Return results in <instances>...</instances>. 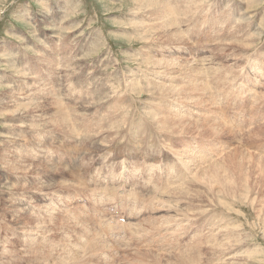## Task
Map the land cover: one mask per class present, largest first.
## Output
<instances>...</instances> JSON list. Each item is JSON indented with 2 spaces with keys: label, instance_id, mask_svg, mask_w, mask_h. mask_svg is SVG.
Instances as JSON below:
<instances>
[{
  "label": "rangeland",
  "instance_id": "obj_1",
  "mask_svg": "<svg viewBox=\"0 0 264 264\" xmlns=\"http://www.w3.org/2000/svg\"><path fill=\"white\" fill-rule=\"evenodd\" d=\"M245 7L0 0V250L64 227L112 246L66 264H264V33L235 25ZM102 159L124 178L94 180Z\"/></svg>",
  "mask_w": 264,
  "mask_h": 264
},
{
  "label": "clouds",
  "instance_id": "obj_2",
  "mask_svg": "<svg viewBox=\"0 0 264 264\" xmlns=\"http://www.w3.org/2000/svg\"><path fill=\"white\" fill-rule=\"evenodd\" d=\"M240 3L246 5L243 11L235 17V25H244L245 30H250L255 26L256 31L264 33V12L259 15L258 20H254L253 17L256 13L253 9L264 8V0H240ZM120 171H115V165H109L106 160H101L100 168L92 173L93 179H100L99 172L107 171L108 178L123 179L124 178V161L119 162ZM87 189V185H80ZM91 191V190H89ZM66 219L61 221L62 225L67 226L71 222L76 220V217L72 215L71 212L65 213ZM39 228V226H38ZM63 233L61 237V243H52L49 237L52 236V232L37 233V238L24 239L18 245L4 244L2 250H0V264H66L63 253L68 252L71 258L75 261L84 260L86 255H94L92 251L85 252L84 248H79L77 245L72 244L73 236L76 233L73 231V236H69L67 232L64 231V227H59L54 229ZM43 235V240H39V236ZM104 233H97L93 241L90 243L99 242L105 248L111 247L106 243H103ZM71 245L74 249L73 252H69L68 246ZM88 245H85L87 248ZM61 255L57 256V252Z\"/></svg>",
  "mask_w": 264,
  "mask_h": 264
},
{
  "label": "bare ground",
  "instance_id": "obj_3",
  "mask_svg": "<svg viewBox=\"0 0 264 264\" xmlns=\"http://www.w3.org/2000/svg\"><path fill=\"white\" fill-rule=\"evenodd\" d=\"M261 73H264V71L263 70H259V72L257 71L256 72V75H258V76H261L262 74ZM264 76V75H263ZM189 83H192V82H189ZM195 85H196V83L195 84H192V85H190L191 87H195ZM204 86V89H206L207 88V84L205 83V85H203ZM188 91H192V88H188ZM205 93V92H204ZM208 98V97H207ZM163 121H168V122H171L172 124H174L173 126H176V125H178V127H180L181 125H183L184 124V118H182V117H180V118H172V119H164ZM201 126H206L207 128H209V129H211V135H206L207 137H212V135L213 134H216V133H218L219 131H221L222 133H223V128L221 129V128H219L218 126H216L212 121L211 122H209L208 121V119H205V121H203V123H202V125ZM165 127H166V125H164V127H163V129H165ZM194 129V128H193ZM259 134V133H258ZM188 161L187 160H184L183 161V163H184V165H185V163H187ZM212 164V163H211ZM183 165V164H182ZM215 167H214V172H212V174L210 173V174H208L209 176H207V177H203V179H204V181H206L208 178H210L212 181L213 180H215L219 175H220V173L218 174V172H217V174L218 175H216V173H215V171H218V170H220L219 169V166L218 165H216V164H213ZM211 166V165H210ZM209 166V167H210ZM189 169H190V167L188 166V165H185V169H184V172H183V179H182V181L180 182V179H179V183H176L177 185H179V186H185L186 187V189H187V191H182V193H184V194H186V195H191V193H192V190L190 191V188H189V184H190V180L189 179H191L192 177L194 178L195 177V179L197 178V176H198V172H195V169L196 168H192V173H190L189 172ZM212 171H213V169H212ZM222 171V170H221ZM213 175V176H212ZM223 176V175H222ZM181 178V177H180ZM192 178V179H193ZM225 179H226V177H225ZM208 181V180H207ZM207 181H206V183H207ZM187 182H189V183H187ZM214 182V181H213ZM216 182V181H215ZM218 182V181H217ZM208 184V183H207ZM177 185H175L174 183H168V184H166L165 185V187L164 188H160L159 186H156V187H154V190L156 191V192H158L161 196H167V194L168 193H171L170 191H173V192H180V187L179 186H177ZM214 185H215V183H214ZM215 187H216V185H215ZM218 188V187H217ZM200 191V190H199ZM197 192V193H195V194H193L192 196H193V199L194 200H196L198 197H199V199H200V194H202V193H200V192ZM218 191V190H217ZM203 192V191H202ZM182 193H180V195H182ZM156 199H159V198H156ZM153 200H155V199H153ZM149 201V200H148ZM147 202V201H146ZM145 202V203H146ZM150 202V201H149ZM148 202V203H149ZM152 202V201H151ZM156 202V201H155ZM154 202V203H155ZM199 202V201H198ZM199 205V204H198ZM198 205H197V207H198ZM154 206V205H153ZM199 206H201V205H199ZM194 208H195V204H194V206H193ZM157 208H158V206H157ZM161 208V207H160ZM159 209V208H158ZM154 210H155V208H154ZM161 213L162 212H165L164 210H163V208H161ZM158 213V212H157ZM192 213V215H191V217L192 216H194V213L193 212H191ZM190 213V214H191ZM159 214V213H158ZM179 214V213H178ZM177 215V214H176ZM181 215V214H180ZM156 216V218L158 217V215H155ZM160 216V215H159ZM162 216H163V214H162ZM161 216V217H162ZM160 218V217H159ZM183 218V217H182ZM176 219V218H175ZM181 220V218H178V220ZM173 220V219H172ZM177 220V219H176ZM174 221V220H173ZM173 221H171L172 223H173ZM179 222V221H178ZM177 222V223H178ZM181 222V221H180ZM175 223V222H174ZM182 223V222H181ZM141 224V223H140ZM184 224L186 225V222H184ZM188 224V223H187ZM170 225H171V223H170ZM174 225V224H173ZM183 225V224H182ZM184 225V226H185ZM180 227V226H179ZM83 228H85V227H83ZM128 228V227H127ZM130 228H132V227H130ZM139 228V227H138ZM173 228V227H172ZM87 229H88V227H87ZM86 229V230H87ZM169 229V228H168ZM167 229V230H168ZM176 229H178V228H176ZM85 229H83V231H84ZM85 230V231H86ZM90 230V229H89ZM126 230V229H125ZM138 230V229H137ZM140 230V229H139ZM178 230H180V229H178ZM84 231V235H86V234H88V232L86 233ZM184 231V230H183ZM187 231V230H186ZM176 232H177V230H176ZM178 232H180V231H178ZM185 232V231H184ZM135 234H137V232H134ZM160 233V232H159ZM183 234V233H182ZM132 235V234H131ZM134 235V234H133ZM86 236H88V235H86ZM92 236V237H91ZM94 236L95 235H90V236H88V237H91L92 239H90V240H93V238H94ZM135 236V235H134ZM137 236H140L139 234L137 235ZM146 236H147V234H146ZM136 237V236H135ZM134 237V238H135ZM142 237V236H141ZM140 237V238H141ZM142 239V238H141ZM151 239V238H150ZM90 242H92V241H90ZM89 242V240H88V243H89V246H92L94 249H95V246L94 245H96L95 243H92V245H91V243ZM85 243H87V241L85 242ZM147 243V242H146ZM128 244V243H127ZM153 244V243H152ZM85 245V244H84ZM100 244L98 243V246H99ZM148 245V244H147ZM150 245H151V243H150ZM89 246H88V248L87 249H89ZM152 246V245H151ZM91 247V248H92ZM101 247H103V246H101ZM100 247V248H101ZM112 247V246H111ZM85 248V247H84ZM91 248L89 249V251H91ZM116 248V247H115ZM86 248H85V250H87ZM103 249V248H102ZM113 249V248H112ZM104 250V249H103ZM88 251V250H87ZM108 251H109V249H108Z\"/></svg>",
  "mask_w": 264,
  "mask_h": 264
}]
</instances>
